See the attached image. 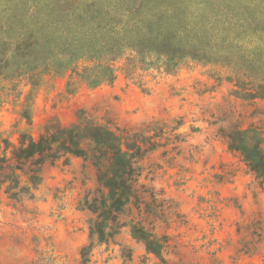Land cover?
Here are the masks:
<instances>
[{
  "label": "rangeland",
  "instance_id": "rangeland-1",
  "mask_svg": "<svg viewBox=\"0 0 264 264\" xmlns=\"http://www.w3.org/2000/svg\"><path fill=\"white\" fill-rule=\"evenodd\" d=\"M65 1L81 10L93 1L122 0L27 4ZM151 5L173 9L180 20L170 27L190 26L206 36L222 62L189 59L167 70L164 57H153L125 71L123 60L115 64L114 80L99 84L83 78L93 66L86 60L60 73L0 78V160L6 165L16 167V152L31 140L97 127L117 139L113 144L139 170L135 198L119 217L126 226L113 239L94 241L87 262L82 250L91 245L96 215L84 205L100 196L96 164L105 159L95 143L82 142L84 157L61 154L46 162L37 186L16 170L17 188L9 192V182L0 188V264H264V179L249 171L229 140L245 133L264 149V99L250 97L264 82L238 80L236 72L248 67L264 79V0ZM6 6L0 0L1 11ZM1 17L2 23L10 19ZM134 227L156 241L152 249L160 254L148 250Z\"/></svg>",
  "mask_w": 264,
  "mask_h": 264
},
{
  "label": "trees",
  "instance_id": "trees-1",
  "mask_svg": "<svg viewBox=\"0 0 264 264\" xmlns=\"http://www.w3.org/2000/svg\"><path fill=\"white\" fill-rule=\"evenodd\" d=\"M6 1V8L3 11L0 8V20L3 14L10 16L8 22L0 21V78L30 73L32 77L37 73L38 76L50 72L60 73L70 65L86 60L93 66L85 69L83 78L99 84L113 81L115 64L123 60H126L123 70L128 71L130 66L135 69L145 67L147 61H153V57H164L163 66L167 70L177 69L189 59L216 64L225 58L216 52L215 46H211L209 41H204L206 36L193 33L190 26L171 28L170 25L174 26L180 16L173 9L163 11L152 6L153 0H122L115 3L93 1L81 5V10L71 1L44 6L37 3L29 5V0L22 6H13L10 3L12 0ZM157 1L163 3L168 0ZM247 24L244 23L243 27ZM199 41L207 46L198 48ZM214 41L218 44L219 40ZM216 46L224 50V47ZM227 64H233V69L238 67V63ZM236 72L238 80L264 82L259 73L248 67L236 69ZM259 90L250 97L264 99V86H259ZM60 133L63 137L43 136L39 141L31 140L27 146L23 145L15 154L16 167L6 165L7 160L1 159L0 188L8 182L11 184L9 192L17 188L12 185H18L15 181L16 170H21L29 182L37 186L41 182L46 162L58 159L61 154L84 157L86 152L81 147L82 142L93 141L96 145L93 150L105 159L96 164L98 183L102 188L98 191L100 196L92 202L87 199L84 205L96 215L90 226L91 245L82 250V257L87 262L94 241L102 243L113 239L126 226L119 217L126 212L131 199L135 198L133 186L139 177V170L134 167L132 159L127 158L120 144H113L117 139L97 127L87 131L61 130ZM229 140L230 149L240 153L249 171L258 179H264L262 142L254 138L251 143L241 132L230 135ZM56 144L59 146L55 147ZM28 162L30 166L25 169ZM23 191L13 193L12 197L19 198ZM134 229L147 243L148 250L160 254L157 249H152L155 240L136 227Z\"/></svg>",
  "mask_w": 264,
  "mask_h": 264
}]
</instances>
